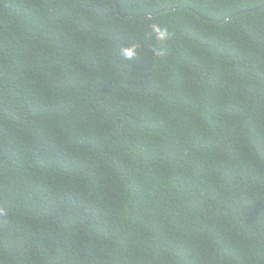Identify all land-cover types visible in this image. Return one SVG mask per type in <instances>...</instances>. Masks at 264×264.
Returning a JSON list of instances; mask_svg holds the SVG:
<instances>
[{"label": "trees", "instance_id": "trees-1", "mask_svg": "<svg viewBox=\"0 0 264 264\" xmlns=\"http://www.w3.org/2000/svg\"><path fill=\"white\" fill-rule=\"evenodd\" d=\"M0 209V264H264V0H0Z\"/></svg>", "mask_w": 264, "mask_h": 264}, {"label": "clouds", "instance_id": "clouds-1", "mask_svg": "<svg viewBox=\"0 0 264 264\" xmlns=\"http://www.w3.org/2000/svg\"><path fill=\"white\" fill-rule=\"evenodd\" d=\"M150 35L152 39L157 43L166 42L171 39V34L166 27H162L158 23H152L150 25ZM140 46L138 44H130L128 46H121L119 48V55L125 60L132 61L134 60L139 53ZM153 55L155 57H161L164 55V52L159 48H153ZM6 211L4 209H0V216L6 215Z\"/></svg>", "mask_w": 264, "mask_h": 264}]
</instances>
